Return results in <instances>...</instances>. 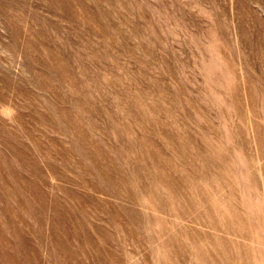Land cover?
<instances>
[{"label":"rangeland","instance_id":"374dc122","mask_svg":"<svg viewBox=\"0 0 264 264\" xmlns=\"http://www.w3.org/2000/svg\"><path fill=\"white\" fill-rule=\"evenodd\" d=\"M0 167V264H264V0H0Z\"/></svg>","mask_w":264,"mask_h":264},{"label":"bare ground","instance_id":"6f19581e","mask_svg":"<svg viewBox=\"0 0 264 264\" xmlns=\"http://www.w3.org/2000/svg\"><path fill=\"white\" fill-rule=\"evenodd\" d=\"M67 88V87H66ZM76 90V89H75ZM77 91V90H76ZM73 92V91H72ZM45 96V95H44ZM79 100V99H78ZM81 100V99H80ZM65 101V100H64ZM60 103V102H59ZM53 104V103H52ZM35 106H36V104H34ZM10 106V105H9ZM13 106V105H12ZM16 109V108H15ZM35 109V108H34ZM17 110V109H16ZM38 110V109H37ZM58 110H59V108H58ZM18 111H20V110H18ZM22 111V110H21ZM29 111V110H28ZM31 112H33L32 110H30ZM21 113V112H20ZM23 114V113H22ZM25 114H27V113H25ZM34 115V114H33ZM21 116V115H20ZM19 116V117H20ZM27 116V115H26ZM32 116V115H31ZM12 117V116H11ZM17 117V116H16ZM19 117H17V118H19ZM70 117V116H69ZM70 119V118H69ZM79 119V118H78ZM8 121V120H7ZM65 121V120H64ZM8 124V123H7ZM3 131V130H2ZM6 131V130H5ZM123 135V134H122ZM114 138V137H113ZM106 140V139H105ZM24 141H26V140H24ZM25 144V143H24ZM17 145V144H16ZM16 145H14V146H16ZM99 147V146H98ZM20 149V148H19ZM23 149V148H22ZM117 152V151H116ZM100 154V153H99ZM5 166H8V165H5ZM100 166V165H99ZM0 169H1V167H0ZM3 169V168H2ZM4 172V171H3ZM2 173V172H1ZM6 173H7V171H6ZM3 174V173H2ZM4 175H7V174H3L2 176H4ZM52 176H54V174H51ZM3 180H5V179H3ZM11 181V180H10ZM14 181V180H13ZM6 182V181H5ZM0 183H2V177L0 176ZM3 184V183H2ZM14 184V183H13ZM17 184V183H16ZM1 186V185H0ZM7 189V188H6ZM10 189V188H9ZM3 190V189H2ZM100 190V189H99ZM15 190H9V197H7V196H5V192H3V194H4V198L0 195V248H6L5 246H8V247H10L9 246V236H7L10 232L13 234V236H15V232H16V229L18 228V226H15V223H16V216L17 215H25V216H27L29 219H34L35 217H32L31 218V216H34V215H30V213H28V212H26V211H28V210H26V211H24L23 209H22V207L20 206L19 207V204H21V202L20 201H18V199H16V197H15V193L17 192H19V191H16V192H14ZM2 192V191H1ZM25 192V191H24ZM26 193V192H25ZM27 194V193H26ZM21 195H23L22 193H21ZM18 196H19V193H18ZM17 196V198H19L20 199V197H18ZM28 196H30V195H28ZM27 196V197H28ZM24 198V197H23ZM29 198V197H28ZM7 199V200H6ZM24 201V200H23ZM34 201V200H33ZM27 202V201H26ZM26 202H25V204H26ZM24 204V205H25ZM11 205V206H10ZM32 205V204H31ZM33 206V205H32ZM24 207H27L26 205L24 206ZM36 207V206H35ZM29 208V207H28ZM32 208V207H31ZM30 208V209H31ZM34 208V207H33ZM8 209H11V212L8 210ZM26 209V208H25ZM17 211H19V212H17ZM30 211V210H29ZM19 215V216H20ZM21 217V216H20ZM18 218V217H17ZM22 218V217H21ZM23 220V219H22ZM20 223V222H19ZM18 223V224H19ZM34 223V222H33ZM8 224H10V226H8ZM23 223H21V225H22ZM24 224H26V223H24ZM23 224V225H24ZM28 224H30V223H28ZM36 224V223H35ZM20 225V224H19ZM55 225V224H54ZM29 227H30V225H28ZM28 226H26L28 229H30ZM25 227V228H26ZM55 228H56V226H55ZM20 229V228H19ZM36 229V228H35ZM34 229V230H35ZM54 229V228H53ZM45 230H46V228H45ZM30 231V230H29ZM56 231V234H57V230H55ZM39 232V231H38ZM47 232H48V230H47ZM26 233V232H25ZM32 233V232H31ZM34 233V232H33ZM33 233H32V235H33ZM51 233V232H50ZM26 234H28V231H27V233ZM26 234H25V236H24V238H26L27 236H30V234L29 235H27L26 236ZM53 234V233H52ZM55 234V235H56ZM10 235V234H9ZM45 235V234H44ZM49 236V235H48ZM53 236V235H52ZM10 237H11V235H10ZM42 237V236H41ZM12 238V237H11ZM14 238V237H13ZM12 238V239H13ZM29 238H31V237H29ZM39 238V237H38ZM43 238V237H42ZM50 238H52V237H50ZM108 238V237H107ZM7 239H8V242H7ZM46 240L45 241H42V240H40V242H38L39 244H40V246H39V244H38V247H39V251H42V254H43V264H50L51 262L52 263H56V261H57V257H56V255H55V248H54V246L53 245H51L49 242H48V238L46 237L45 238ZM35 240H36V237H35ZM38 241V240H37ZM123 241V240H122ZM11 242V241H10ZM51 242V241H50ZM22 243V242H21ZM52 243V242H51ZM20 244V243H19ZM13 245H15V244H13ZM32 245V244H31ZM36 245V244H35ZM34 246V245H33ZM19 247V246H18ZM25 248V247H24ZM3 251V250H2ZM19 251V250H18ZM27 251V250H26ZM5 252V251H4ZM28 252V251H27ZM57 252V251H56ZM6 253V252H5ZM12 253V252H11ZM19 253H21V252H19ZM32 253V252H31ZM28 254V253H27ZM8 255V254H7ZM23 255V254H22ZM21 255V256H22ZM29 256V255H28ZM59 256V255H58ZM7 257V256H6ZM4 258V259H7V258ZM12 257H13V255H12ZM31 257V256H30ZM32 257H34V256H32ZM28 257H26V259H27ZM36 259V258H35ZM52 259V260H51ZM9 260V259H8ZM14 260V259H13ZM55 260V261H54ZM49 261V262H48ZM8 263V262H7ZM17 263V262H16Z\"/></svg>","mask_w":264,"mask_h":264}]
</instances>
